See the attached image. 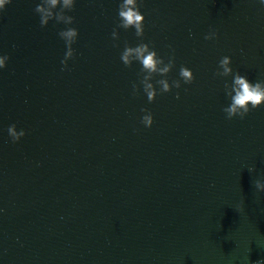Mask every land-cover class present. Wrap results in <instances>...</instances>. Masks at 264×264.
<instances>
[{
  "label": "water",
  "instance_id": "obj_1",
  "mask_svg": "<svg viewBox=\"0 0 264 264\" xmlns=\"http://www.w3.org/2000/svg\"><path fill=\"white\" fill-rule=\"evenodd\" d=\"M119 2L76 0L67 68L64 25L41 28L39 0L0 12V264L264 260V193L255 189L264 183V107L226 119L224 81L214 76L227 56L233 72L264 79V6L143 0L142 40L118 29L113 41ZM210 31L216 39L206 41ZM141 42L165 62L174 55L170 84L181 66L192 83L157 89L149 103L140 66L120 61L125 43ZM13 124L25 132L15 144Z\"/></svg>",
  "mask_w": 264,
  "mask_h": 264
},
{
  "label": "clouds",
  "instance_id": "obj_2",
  "mask_svg": "<svg viewBox=\"0 0 264 264\" xmlns=\"http://www.w3.org/2000/svg\"><path fill=\"white\" fill-rule=\"evenodd\" d=\"M258 2L264 6V0H258ZM10 3L11 0H0V12H3L5 6ZM75 4L76 0H39L34 9L36 15L39 17L41 28L46 27L51 21L64 25V30L58 32L59 38L64 42L66 47L64 58L61 61L62 68H67V62L73 58L74 52L72 46L78 37V31L71 27L74 23L73 18L66 15V13L73 10ZM142 6L143 0H120L117 12L119 22L112 31L113 41L119 39L118 29L124 31L134 30L135 36L142 40L144 34V15L140 11ZM216 36L215 31H210L204 39L206 41L215 40ZM113 46L115 47L116 45L114 44ZM7 61V55H0V71L5 68ZM120 61L125 67H131L133 64L140 66L138 82L149 103H152L157 96V89H159L160 94H166L171 89H180L181 82L188 85L193 81L191 70L181 66L178 72V79L171 81L170 84L167 77L175 67L174 55L169 56L167 62H165V59L161 58L150 44L143 42L137 44L135 47H131L125 43L123 51L120 54ZM230 65L231 59L225 56L219 61L218 70L214 73L216 78L224 81L223 92L228 100V104L222 111L228 120L237 117L243 120L250 111L264 107V79L252 82L247 76L233 72ZM157 76L161 78L155 79ZM229 77H231L230 83L227 79ZM137 91V84L134 83L132 85V95L135 96ZM141 112L144 113L141 117V124L145 128L151 127L153 124L152 114L145 109H141ZM7 134L14 144L25 136V132L23 130L17 131L14 124L8 127ZM253 170L250 168L249 172ZM255 189L258 193H264V183L256 181ZM256 264H264V260H257Z\"/></svg>",
  "mask_w": 264,
  "mask_h": 264
}]
</instances>
